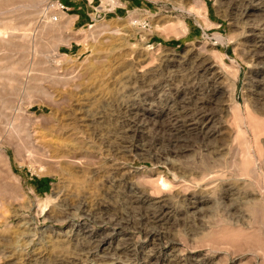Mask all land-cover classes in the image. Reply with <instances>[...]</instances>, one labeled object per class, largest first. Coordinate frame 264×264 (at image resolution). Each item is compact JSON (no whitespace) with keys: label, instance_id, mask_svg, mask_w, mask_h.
Instances as JSON below:
<instances>
[{"label":"rangeland","instance_id":"1","mask_svg":"<svg viewBox=\"0 0 264 264\" xmlns=\"http://www.w3.org/2000/svg\"><path fill=\"white\" fill-rule=\"evenodd\" d=\"M231 1L0 0V264H264V43L251 37L264 15ZM196 59L210 70L193 83ZM195 84L214 136L178 123ZM173 125L186 147L174 154L161 141ZM214 166L223 175L201 180Z\"/></svg>","mask_w":264,"mask_h":264},{"label":"bare ground","instance_id":"2","mask_svg":"<svg viewBox=\"0 0 264 264\" xmlns=\"http://www.w3.org/2000/svg\"><path fill=\"white\" fill-rule=\"evenodd\" d=\"M113 5H115L114 3H113ZM228 8H230L231 10H234V11H237V12H239L240 13V15H242V16H249V15H251L252 14V12H254V11H260V12H262L263 13V15H264V0H235V1H231V2H229L228 3ZM137 23V22H136ZM134 25H135V23H134ZM7 27V26H6ZM22 27V26H21ZM103 28V27H102ZM11 29V28H10ZM9 29V30H10ZM104 29V28H103ZM253 29V28H252ZM12 30V29H11ZM25 30V29H24ZM26 30H28V28L26 29ZM256 31V30H255ZM255 31H253V33L251 34V37H252V41H253V43L255 44V45H257V43H264V34L263 33H255ZM16 33V32H15ZM20 34V33H19ZM178 34V33H177ZM3 35H4V33H3ZM24 35L25 36H28V32L26 31L25 33H24ZM30 35V34H29ZM90 35V34H89ZM179 35H180V33H179ZM4 37V36H3ZM95 37V36H94ZM93 37V38H94ZM5 38H8V37H5ZM4 38V39H5ZM22 39L24 38V37H21ZM87 38H88V36H87ZM91 38V37H90ZM2 38H0V40H1ZM26 39V38H25ZM28 39H30L29 37L27 38V40ZM96 39V38H95ZM3 40V39H2ZM26 40V41H27ZM87 40H89V39H87ZM87 40H85V42L87 41ZM85 42H84V45H85ZM92 43V42H91ZM90 43V44H91ZM94 43V42H93ZM92 43V44H93ZM96 43V42H95ZM86 44H87V42H86ZM82 45V44H81ZM87 46V45H86ZM85 46V47H86ZM88 47V46H87ZM86 47V48H87ZM254 47H256V46H254ZM93 48H94V45H93ZM197 60V59H196ZM207 64H204V62L202 63V61L200 62V60H197V62L194 64V68H193V74L194 75H190V79H189V82L191 81L192 82V80L194 81V80H196L195 79V77H199V76H203V75H207V74H209L208 72H209V67H207L206 66ZM98 69V68H97ZM66 80V79H65ZM193 83H195V81L193 82ZM207 84H209V85H207V86H210L211 87V89H212V96H219V91H218V87H215V86H213V85H211V83L209 82V83H207ZM201 87V85H197V84H195V85H191V86H189V88H188V86L186 87L187 88V90H188V94L187 93H185V94H187V96H182V98H181V96L180 95H178V97L179 98H181V100L179 99L178 101H176L175 102V104H174V106L175 105H177V107H178V109H179V111L181 110L182 111V113H180V115H179V118H181V119H179L178 120V123H180V127H186V122H191V123H189L188 125H187V127H193V129L196 131H199V133H201V135H204V136H209V135H211V136H214V135H216L217 134V131H216V129L214 130L213 128L212 129H210L209 131L208 130H205L206 128H207V126H205L204 128H202L201 126H203V124L204 123H206V124H208V123H211V121H213L212 120V118H213V116L210 118V116L209 115H212L211 113H207L206 114V110L205 109H207L206 107H207V104L209 103V102H211V101H213V100H211V101H209V100H207L206 98H204L203 97V99L202 98H198L199 97V91H200V88ZM254 88H255V93L259 96V98L261 97V98H264V78L262 79V80H257L256 82H255V84H254ZM177 93H180V92H182V91H180V90H177L176 91ZM193 95V96H192ZM216 96V97H217ZM192 97L193 98H195V101L193 102V99H192ZM218 98V97H217ZM216 98V99H217ZM147 99V98H146ZM209 99V98H208ZM215 99V100H216ZM144 102H145V100H143ZM218 101V100H217ZM178 102H180L179 103V105L177 104ZM216 103V102H215ZM144 104V103H143ZM143 104H135V103H130L129 105H127L125 108H126V110H127V112L128 113H130V114H132L134 117H136L135 119H140V118H142V116H144V114H145V109L143 108ZM219 104V103H218ZM147 105V104H146ZM167 109V108H166ZM177 109V108H176ZM176 109L174 110L175 112H176ZM164 110V109H163ZM161 111L160 113H154V116L155 117H161L162 116V114L164 113V111ZM174 111H171L170 112V114H172V112H174ZM163 112V113H162ZM174 112V113H175ZM177 112H178V110H177ZM189 112H191V113H189ZM178 114V113H177ZM177 114L175 113V116H177ZM174 115V114H173ZM171 116V115H170ZM207 120H209V122L207 121ZM242 121V120H241ZM1 123V122H0ZM242 123V122H241ZM240 123V124H241ZM2 125V124H1ZM6 125L7 126H9L10 127V134L12 133V135L14 134V135H16L18 132H19V129L15 126V124H12V123H10V122H8L7 120H6ZM242 125V124H241ZM139 126V125H138ZM178 126V125H177ZM176 125L174 126H172L173 128H172V130H170V133H169V135H168V137H165V138H163L164 139V141L161 139V141L162 142H165V144H166V148H168L167 149V152H171V153H178L179 152V150H183V149H185L186 147H184L183 145H182V143L184 142V141H182V140H180V137H178L176 134H173L172 132L173 131H178V129L179 128H175V127H177ZM2 127V126H1ZM179 127V126H178ZM132 128H134V126L133 127H131V126H129V128L126 130V134H128V133H133V134H135L136 133V130H134V129H132ZM211 128V127H210ZM2 129H4V128H2ZM2 129H1V131H2ZM186 129V128H185ZM5 130V129H4ZM3 130V131H4ZM7 131V130H6ZM9 131V130H8ZM124 132V131H123ZM242 132V131H241ZM8 133V132H7ZM25 133V132H24ZM178 133V132H177ZM23 134V133H22ZM168 134V133H167ZM19 135V134H18ZM15 138H16V136H14ZM129 136H126V138H128ZM10 138H12V137H10ZM25 138V137H24ZM250 143V142H249ZM10 145V144H9ZM12 145V144H11ZM146 146V145H145ZM149 148V147H148ZM236 148V147H235ZM141 149V148H140ZM239 149V148H238ZM246 149V148H245ZM165 150V149H164ZM234 150V149H233ZM236 150V149H235ZM236 152H238V154H242V155H244V157L245 158H247L248 159V161L249 162H252V163H254V160L252 159V153H251V151L249 150V149H247V150H243V152L241 151V153H239V151L238 150H236ZM235 152V154H237ZM231 153V152H230ZM53 156V155H52ZM51 156V157H52ZM62 157H64V158H67L68 159V155H66L65 154V156H62ZM236 157H237V155H234V157H232V161H231V163H236L237 162V159H236ZM70 158V157H69ZM74 159H77V158H74ZM80 159V158H79ZM246 163H247V161H246ZM230 164V163H229ZM232 164V165H233ZM248 164V163H247ZM250 165H251V163H249ZM227 166V165H226ZM231 166V165H230ZM260 167H261V171L264 173V160H261L260 161ZM231 168V170H233V169H235V167L232 169V167H230ZM240 168V167H239ZM238 168V169H239ZM256 167H255V169L253 168V167H250V168H248V167H245V168H243V170H241V172L239 173V174H241V175H244V177L245 178H248V179H253L254 178V175L256 174ZM201 180H206V181H208V180H213V179H215V178H217L218 176H222L223 175V172H225L224 170H222L221 169V167H211V168H206V169H204L203 171L201 170ZM237 173V172H236ZM257 177V176H256ZM223 181V180H222ZM205 184V183H204ZM208 184H210V182L208 183ZM206 185V184H205ZM228 191V190H227ZM129 193H130V195H132L131 197H133V199L134 198H137V200L138 201H140V198H141V196H137L138 195V192L135 190V189H133V188H131L130 187V190H129ZM252 194V193H251ZM232 195H236V193H233L232 192V190H229L228 192H227V194H226V198L227 197H230V196H232ZM245 196V198H246V195H244ZM201 198V197H200ZM135 201V200H134ZM208 201V199L207 198H202V200H199V199H197V198H194V200L193 201H190L189 203H190V207L191 208H193V209H196L197 207H198V205H201V204H203V203H206ZM137 201H135V202H133V203H136ZM131 203V202H130ZM247 205V207H246V211L248 212V214H254V213H256L257 212V207H258V203H257V201H255V200H250V201H248V202H245L244 203V205ZM47 205H48V203L46 202L44 205H43V209L44 208H46L47 207ZM231 208H235V205H231L230 206ZM38 208H40V206L38 207ZM169 207H167V206H165V205H159V206H157V207H155V208H153V210L152 211H148V212H142L143 213V221L145 220L147 223L148 222H150V223H155V222H158V221H160L162 218H163V216L164 215H166L167 214V212H166V210L168 209ZM42 209V210H43ZM41 210V209H40ZM121 210V209H120ZM247 214V213H246ZM247 214V215H248ZM255 216V215H254ZM251 217V216H250ZM124 218V217H123ZM251 219V218H250ZM253 219V218H252ZM251 222V221H250ZM254 222V219L252 220V223ZM226 223V222H225ZM215 227H222V226H224V220H217L216 222H215ZM228 226V225H227ZM224 228V227H223ZM225 228H226V226H225ZM230 228V227H229ZM229 228H227V229H229ZM230 230H234V229H230ZM225 231H227V230H225ZM213 232H215V231H213ZM231 233V232H230ZM224 235V234H223ZM222 235V236H223ZM231 235H233V234H231ZM239 235V234H238ZM210 236L211 235H208L207 234V236H205L204 235V237L203 238H205L204 239V241L205 242H208V239L210 238ZM213 236V235H212ZM215 238V237H214ZM223 238H225V237H223ZM222 238V239H223ZM227 238H229V237H227ZM212 239H213V237H212ZM218 239V238H217ZM211 240V239H210ZM214 240V239H213ZM215 240H216V238H215ZM218 241V240H217ZM102 242L103 241H99V245L97 246V247H99L100 246V244H102ZM218 246V245H217ZM88 254H89V251L87 252Z\"/></svg>","mask_w":264,"mask_h":264},{"label":"built area","instance_id":"3","mask_svg":"<svg viewBox=\"0 0 264 264\" xmlns=\"http://www.w3.org/2000/svg\"><path fill=\"white\" fill-rule=\"evenodd\" d=\"M62 10H64V8L62 7Z\"/></svg>","mask_w":264,"mask_h":264}]
</instances>
